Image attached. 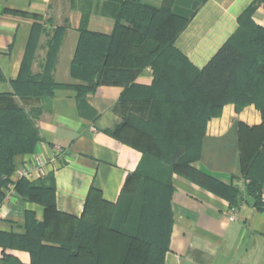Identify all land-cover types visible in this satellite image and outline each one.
I'll return each instance as SVG.
<instances>
[{
  "label": "trees",
  "instance_id": "obj_1",
  "mask_svg": "<svg viewBox=\"0 0 264 264\" xmlns=\"http://www.w3.org/2000/svg\"><path fill=\"white\" fill-rule=\"evenodd\" d=\"M112 1L118 4L112 33L80 30L71 63V76L78 82L58 83L53 77L68 23L54 25L49 18L50 26H33L19 75L11 80L13 92L0 93V203L12 181L14 157L34 153L40 139L36 119L41 109L27 112L15 96H51L57 87H70L83 97L102 84L122 85L114 108L121 120L106 132L142 153L118 200L103 199L92 186L79 218L65 220L57 209L52 176L49 182L17 179V194L41 203L45 218L27 224L23 233L0 232V244L29 251V264H164L173 228L175 173L232 207L246 195L264 210V26L253 19L258 3L244 10L238 30L197 68L175 46L192 16L174 9L180 0H164L161 6ZM43 34L47 53L35 73L32 65ZM148 66L154 82L145 87L135 80ZM5 78L0 67V81ZM227 103L237 111L254 104L262 115L259 125H240L244 191L194 165L207 122L220 116ZM0 264L26 263L5 254Z\"/></svg>",
  "mask_w": 264,
  "mask_h": 264
},
{
  "label": "crops",
  "instance_id": "obj_2",
  "mask_svg": "<svg viewBox=\"0 0 264 264\" xmlns=\"http://www.w3.org/2000/svg\"><path fill=\"white\" fill-rule=\"evenodd\" d=\"M141 1L161 6L164 0ZM254 1L258 6L253 19L264 26V0H180L174 9L192 16L175 46L193 66L204 67L238 30L240 15ZM117 10L112 0H0V67L6 77L0 81V93L13 92L11 80L19 75L35 23L50 26L49 18L54 25L67 21L53 77L56 82L75 83L71 63L80 30L112 33ZM46 40L43 34L32 65L35 73L41 70ZM135 82L151 86L152 67H146ZM123 89L119 84H102L83 97L70 87H57L51 96H15L27 112L41 109L36 150L16 155L15 169L33 154L48 162L46 173L38 179L49 182L53 177L57 209L65 220L81 217L92 186L103 199L115 203L127 176L139 166L142 153L106 132L121 120L114 108ZM261 123V112L254 104L241 111L233 103L225 104L221 115L207 122L201 157L194 165L244 191L240 125ZM57 149L61 153L52 163ZM172 182L173 228L164 264H264V210L246 195L238 207H232L225 198L176 173ZM44 218L41 203L16 191L4 195L0 203V232L23 233L27 224ZM5 254L26 264L32 261L29 251L0 244V259Z\"/></svg>",
  "mask_w": 264,
  "mask_h": 264
},
{
  "label": "built area",
  "instance_id": "obj_3",
  "mask_svg": "<svg viewBox=\"0 0 264 264\" xmlns=\"http://www.w3.org/2000/svg\"><path fill=\"white\" fill-rule=\"evenodd\" d=\"M60 153L61 151L57 149L50 162L55 163ZM47 164L48 162L44 161L41 156L37 154H33L31 158L26 159L22 165L16 167L14 174L11 175L12 181L5 189V195L15 192V181L17 179L23 177L29 180H37L39 177L43 176L46 173ZM231 218L234 219L235 217L232 216Z\"/></svg>",
  "mask_w": 264,
  "mask_h": 264
},
{
  "label": "rangeland",
  "instance_id": "obj_4",
  "mask_svg": "<svg viewBox=\"0 0 264 264\" xmlns=\"http://www.w3.org/2000/svg\"><path fill=\"white\" fill-rule=\"evenodd\" d=\"M64 39V38H63ZM63 42V41H62ZM62 45V44H61ZM39 46H40V42H39V45H38V48H39ZM47 47V46H46ZM37 48V50H36V55H37V51L39 50ZM76 49V48H75ZM60 50V49H59ZM75 52V51H74ZM46 53H47V50H46ZM46 56V55H45ZM44 59V58H43ZM42 61V60H41ZM56 66V65H55ZM55 70V69H54ZM54 70H53V72H54ZM58 83H60V82H58ZM63 84H70V83H63ZM263 201H264V194H263Z\"/></svg>",
  "mask_w": 264,
  "mask_h": 264
}]
</instances>
